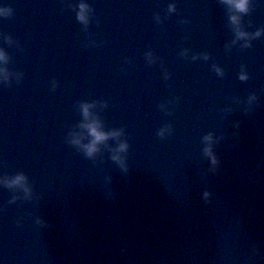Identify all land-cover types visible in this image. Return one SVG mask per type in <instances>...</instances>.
Here are the masks:
<instances>
[{
	"label": "water",
	"instance_id": "1",
	"mask_svg": "<svg viewBox=\"0 0 264 264\" xmlns=\"http://www.w3.org/2000/svg\"><path fill=\"white\" fill-rule=\"evenodd\" d=\"M0 264H264V0H0Z\"/></svg>",
	"mask_w": 264,
	"mask_h": 264
},
{
	"label": "clouds",
	"instance_id": "2",
	"mask_svg": "<svg viewBox=\"0 0 264 264\" xmlns=\"http://www.w3.org/2000/svg\"><path fill=\"white\" fill-rule=\"evenodd\" d=\"M245 5H246V0H235V7L238 10L245 11ZM82 18L83 17H81V19ZM84 112H85V115H87V106H85ZM88 127H89V131H90V133H91V135L93 137L92 142L87 146V154L91 155V153L95 150L96 142L104 140L106 138V135L104 133H102V132H99L95 126L89 125ZM120 147H121V149H123L125 146L121 145ZM114 159H115V157H114ZM24 179L25 178H24V176L22 174L21 175H17L14 178L13 183H19V182H21Z\"/></svg>",
	"mask_w": 264,
	"mask_h": 264
}]
</instances>
